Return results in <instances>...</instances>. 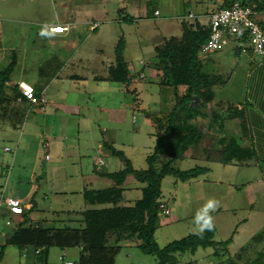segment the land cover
Segmentation results:
<instances>
[{
	"label": "rangeland",
	"instance_id": "1",
	"mask_svg": "<svg viewBox=\"0 0 264 264\" xmlns=\"http://www.w3.org/2000/svg\"><path fill=\"white\" fill-rule=\"evenodd\" d=\"M217 1L160 0V15L154 17L148 15V0H0V70L17 54L19 61L14 80L22 78L33 87L46 86L42 94L47 101L52 100V103L30 106L18 129L7 121L0 122V200L2 196H9L22 201L27 194L31 197L35 193L33 199L37 207L31 213L34 221L75 226L80 220H67L70 211H87L115 203L132 204L140 198L145 183L129 175L122 186L116 187L113 179L100 173L125 167L111 146L123 151L135 168L148 167L147 157L156 144L157 126L145 114L149 112L153 117L150 111H155L165 116L175 102L173 89L160 84L166 80V75L164 70L155 68L159 66L157 48H164L170 38H174L177 45L184 43L180 12L188 10L198 14L206 26L209 23L206 13L217 9ZM73 15L79 22L77 28L68 34L53 37L48 34V24L65 23ZM128 15L133 16V20L126 21ZM188 20L194 25L193 17ZM87 21L97 23V29L88 33ZM51 39L58 42L51 43ZM228 39L215 59L220 55V62L227 56L229 67L234 65L229 58L233 55L248 67V54L237 56L234 53L243 41L241 35L230 34ZM63 40L75 41L76 45L68 50ZM261 59L256 55L257 62ZM60 61L62 67L57 68ZM213 67H221L218 70H222V76L227 75L228 70L223 73L222 64L214 63ZM112 69L119 73L127 70L128 85L115 80L117 74ZM108 76L113 80L100 78ZM179 91L183 93L184 87L180 86ZM53 102L60 103L59 108ZM71 104L79 110L73 113L63 106ZM259 105L262 106L259 101H248L245 109L248 115L244 120H250L253 112L264 118L263 106ZM207 111L213 119H223L224 123V119H228L218 118L211 106ZM200 121V128L206 131L203 146L214 157L211 130L204 120ZM255 128L251 124L246 125V129L244 126L248 134ZM224 130L227 134L232 129ZM50 135L53 138H49ZM45 140L51 142L49 150L43 146ZM98 141L107 142L109 146L103 144L104 148L98 152L95 149ZM203 146L194 158L179 159L176 166L189 169L209 165L206 175L186 182L174 176L163 179L161 200L173 214L161 215L155 238L160 247H165L194 234L197 211L214 199L218 201L217 209L211 213L217 227L215 238L225 241L234 235L229 245L230 256H234L264 227V158L259 156L248 162L249 165L224 164L208 160ZM7 147L12 150L8 151ZM47 152L52 156L50 165H45ZM99 155L104 158L103 166L98 163ZM167 159L162 156L159 161ZM31 185L35 187L34 192L30 190ZM25 211L28 210L25 208ZM7 218L19 222L24 217L0 203V232H3L0 252L6 244L5 235L15 230L14 224L6 225ZM5 247L0 264H67L66 261L76 264L80 255L78 247H52L44 262L38 260L36 247L7 244ZM220 254V258L214 255L210 247L178 257L181 264L196 260L215 264L229 258L223 250ZM116 264H156V259L143 252L135 240H129L123 242Z\"/></svg>",
	"mask_w": 264,
	"mask_h": 264
},
{
	"label": "trees",
	"instance_id": "2",
	"mask_svg": "<svg viewBox=\"0 0 264 264\" xmlns=\"http://www.w3.org/2000/svg\"><path fill=\"white\" fill-rule=\"evenodd\" d=\"M236 1L256 11H264V0H218L217 9L212 12L208 11L206 15L209 17L219 9L232 7ZM158 3L160 0H148V15L157 17L155 12L159 10ZM191 13L194 15V25L188 20L191 18ZM180 15L183 19L184 43L177 45L175 39L170 38L164 48H157L159 66L155 68L164 70L166 75L164 77L166 80H162L160 84L173 89L175 102L172 110L165 116H159V112L156 114L155 111H150L153 117L149 112L145 114L146 118L152 119L157 126L156 144L153 153L147 157L148 167L135 168L131 159L123 151L111 146L114 154L120 156L125 167L120 171L100 173L101 176L113 179L116 187L122 186L129 175L145 183L140 198L135 199L132 204L115 203L112 206L92 208L87 211H70L67 220H80L81 224L75 226L68 224L60 226L61 223L54 221L50 224H44L45 222L38 224V221H34L31 215L37 207V203L33 202L27 212L25 210L21 212L24 218L16 226L12 225L15 230L5 235L7 245L39 248L41 259L44 262L52 247L62 249L78 247L80 255L76 264H116L123 242L135 240L143 252L155 257L156 264H181L179 254L188 251L195 253L199 248L210 247L213 248L214 255H218L219 258L222 250L229 255L226 261L219 260L220 263L218 261L215 264H264V227L253 235L234 256H230L229 253V245L233 242L234 235L225 241L216 240L215 223L214 229L205 232L202 236L190 234L165 247H160L156 241L155 234L159 227L160 217L164 215L160 208L161 204H165L161 200L163 179L167 176H174L177 180L186 182L206 175L210 171L209 165H197L189 169L176 166L179 159L194 158L197 150L203 146L206 131L200 128V119L204 120L207 128L211 130L209 136L211 140H214L215 147L213 146L214 149L211 151L214 157L208 152L207 147L203 146L208 160L224 164L239 162L249 165L248 162L255 158L258 159L253 143L244 144L240 138L226 136L223 119H213L207 111L218 90L228 83L230 77L229 75L222 76L218 68L213 67L216 62L215 54L222 48L212 52L205 50L212 34L210 19L208 25L205 26L199 20L198 14L187 10L180 12ZM133 18L128 15L126 21L133 20ZM246 40L243 38V42ZM13 52L15 53V50ZM236 52L241 54V47ZM249 53L256 56L248 46L246 54ZM18 61V55L15 54L9 65L0 70V122L7 121L15 129L24 123L29 107L36 106L32 105L22 94L20 81L14 80L13 75ZM54 61L58 60L54 59ZM62 64V62L61 65L58 63L57 68H61ZM112 72L117 74L115 80L128 83L130 76L127 70L119 73L112 69ZM43 74H46L45 70ZM106 79L113 80L111 76L101 77V80ZM180 86L184 87L183 93L179 91ZM45 87H34L35 94L42 96ZM103 144L109 146L107 142ZM162 156L168 158L166 162L159 161ZM99 157L104 161L102 156L99 155ZM99 157L98 163L105 165V161L99 162ZM54 212L55 214L63 213V211ZM8 226L11 227V225ZM5 246L0 252V262L5 254ZM189 264L202 263L196 260Z\"/></svg>",
	"mask_w": 264,
	"mask_h": 264
},
{
	"label": "crops",
	"instance_id": "3",
	"mask_svg": "<svg viewBox=\"0 0 264 264\" xmlns=\"http://www.w3.org/2000/svg\"><path fill=\"white\" fill-rule=\"evenodd\" d=\"M89 23H94V22L87 21L85 23L86 26ZM57 24L67 25L69 26V29L63 33L52 32L50 30V27L57 25ZM77 25H79V22L76 21V16L73 15V16L68 17V20L65 23L57 21V22H52L51 24H48L46 29L48 31V34L53 37L58 34H68L69 32L73 31V29L77 28ZM50 41L51 43L58 42L57 40H52V39ZM62 43L68 50H70L72 47L76 45L75 41H69V40H63ZM234 53L237 56L239 55L236 51H234ZM226 57L227 56H225L223 59H221L222 61L219 62L221 58V56L219 55V57H217L218 59H216L215 64H222V66H225L223 69L225 71L223 73H225L226 70H228L226 74L229 75L230 77L228 80V84L225 87L218 90L217 95L211 104V110L212 112H215L218 115V118L221 116H225L228 118V119H224L225 121L224 128L227 129V127H229V129H232V130H231V133L227 132V134L224 130V133L226 136L240 138L244 144H247L248 142L253 143L256 149V152H257V157L262 156L264 158V118L263 116H260L253 112L250 120H247V121L244 120L245 119L244 117L248 115V114H245V109L247 108L248 101L252 99L256 103L259 101V104H262L263 107L260 105L259 107H262L263 112H264V59H261L260 62H257L256 56L249 53L248 54L249 59L247 61L248 67H246L245 64L241 63L239 58L231 55V57L229 56V58L230 60L234 61V65L233 66L229 65L228 67ZM218 68L221 69V67H218ZM220 71L222 72V70H219V72ZM18 80L27 82L26 80L22 78H19ZM46 90L47 89L45 88V91ZM41 95L42 97H44L45 100H47L43 94ZM48 102L52 103V100H49L46 103ZM53 103L54 105H56L57 108H59L60 103L58 102H53ZM63 106H65L67 109H69L73 113L79 110L78 106H74L72 104L68 106L67 105H63ZM248 112L249 111H247V113ZM250 124L252 126H256V128L255 130L254 129L250 130L251 132L250 134H248L245 129H246V125L248 126ZM244 126H245V129H244ZM49 138H53V136L50 135ZM45 143H48L49 145L45 146ZM99 143H101V141H98L96 145H98ZM43 146L45 150H49L51 147V142L49 140H45L43 142ZM95 149L98 151L96 146H95ZM51 161H52V156L49 154V152H47L45 154V165H50ZM30 190L34 192L35 190L34 185L30 186ZM33 194L31 195V197L27 196L29 195L27 194L26 195L27 197L25 196V199H21L23 201V205H25V208L27 210L30 208L33 202H36V201H32L33 198L35 197V193ZM11 212L22 215L21 213L17 211L15 212L11 210ZM15 221L16 220H11L10 218H7L6 225L14 224V226H16L18 222H15ZM2 233L3 232H0V235H2ZM36 251H37V248H36ZM38 258H39L38 260H42L40 253H38Z\"/></svg>",
	"mask_w": 264,
	"mask_h": 264
},
{
	"label": "built area",
	"instance_id": "4",
	"mask_svg": "<svg viewBox=\"0 0 264 264\" xmlns=\"http://www.w3.org/2000/svg\"><path fill=\"white\" fill-rule=\"evenodd\" d=\"M155 14L160 15L157 10ZM190 17H194L191 13ZM212 25V34L205 50L212 52L223 48L228 43V36L230 34H240L242 38L247 39L246 42L241 41V53L248 52V46L252 47L256 55L264 57V11H256L250 6H244L239 1H236L232 7L223 8L215 11L209 16ZM88 32H92L97 28V23H89L86 26ZM69 29V26L57 24L50 27V30L55 33H63ZM248 45V46H246ZM20 89L22 94L31 102L32 105H39L45 103L46 100L42 96H37L32 85L21 81ZM45 143V146H48ZM98 151L103 148L102 143L96 145ZM7 150H12L7 147ZM16 152V151H15ZM99 162L103 163V159L99 157ZM0 203H5L12 211L21 212L23 206L20 200L12 197L2 196ZM162 214L172 215V210L165 204L160 206ZM40 249L37 250V253ZM65 261V257H61ZM67 264H73L72 261H66Z\"/></svg>",
	"mask_w": 264,
	"mask_h": 264
},
{
	"label": "clouds",
	"instance_id": "5",
	"mask_svg": "<svg viewBox=\"0 0 264 264\" xmlns=\"http://www.w3.org/2000/svg\"><path fill=\"white\" fill-rule=\"evenodd\" d=\"M8 151H10V150H8ZM15 151H14V154L16 156L17 150H15ZM15 156L13 157V160H14ZM21 203H22V206H23V201H21ZM217 207H218V201H216L214 199H210L204 204V206L200 210L197 211V214L194 217V224H195L194 234L195 235L202 236L205 232L212 231L214 229V227H215L214 219H213L211 213L214 212L217 209ZM24 210H25V208L23 207L22 211H24ZM21 212H19V213H21ZM38 249L39 248H37V250Z\"/></svg>",
	"mask_w": 264,
	"mask_h": 264
}]
</instances>
